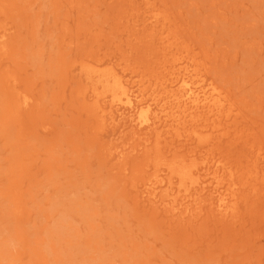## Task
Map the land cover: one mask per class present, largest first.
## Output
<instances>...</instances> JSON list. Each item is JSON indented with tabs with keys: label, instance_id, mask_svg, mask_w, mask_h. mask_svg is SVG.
Instances as JSON below:
<instances>
[{
	"label": "rangeland",
	"instance_id": "374dc122",
	"mask_svg": "<svg viewBox=\"0 0 264 264\" xmlns=\"http://www.w3.org/2000/svg\"><path fill=\"white\" fill-rule=\"evenodd\" d=\"M2 34L0 264H264V0H0ZM94 65L225 107L101 120Z\"/></svg>",
	"mask_w": 264,
	"mask_h": 264
},
{
	"label": "bare ground",
	"instance_id": "6f19581e",
	"mask_svg": "<svg viewBox=\"0 0 264 264\" xmlns=\"http://www.w3.org/2000/svg\"><path fill=\"white\" fill-rule=\"evenodd\" d=\"M2 36L3 34L0 37ZM87 70L94 78V83H99L102 87V91H96L97 95L95 96H101L102 103L108 102L105 106H102L101 103L99 104L100 101H97V106L100 107L101 120H104L107 115H110L113 120L117 117H127L129 123H132L137 130L149 128L157 120H166L165 116L171 117L170 121H173L175 120L173 114L177 110L186 112V115L193 117V113L197 111L214 114V112H219L225 107V99L218 87L206 82L197 72L192 73L187 68H183L174 76L172 81L166 85V88L169 89H167L165 96L156 102H153L156 100L155 98L149 100L139 98L138 93L135 94L133 90L124 87L121 79H114L108 72L101 70L98 65L91 66ZM173 86H176V88H173ZM96 88L98 87L96 86ZM21 103L28 104V99L23 97ZM169 107L175 109L173 111L168 110L166 114L170 113V115H158V112H163ZM106 108L110 110H106ZM224 111L227 119L233 116L230 108ZM194 133L197 137L199 136L197 130ZM223 199L224 197H220L219 201H223ZM221 205L222 203L219 204V206Z\"/></svg>",
	"mask_w": 264,
	"mask_h": 264
}]
</instances>
